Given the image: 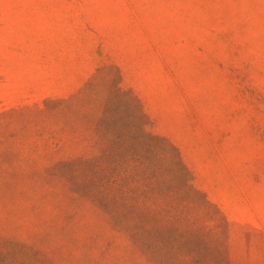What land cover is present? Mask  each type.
Instances as JSON below:
<instances>
[{
	"label": "rangeland",
	"instance_id": "obj_1",
	"mask_svg": "<svg viewBox=\"0 0 264 264\" xmlns=\"http://www.w3.org/2000/svg\"><path fill=\"white\" fill-rule=\"evenodd\" d=\"M0 264H264V0H0Z\"/></svg>",
	"mask_w": 264,
	"mask_h": 264
}]
</instances>
